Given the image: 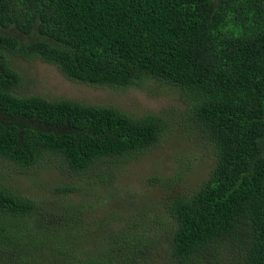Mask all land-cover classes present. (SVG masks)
Masks as SVG:
<instances>
[{
  "label": "trees",
  "instance_id": "1",
  "mask_svg": "<svg viewBox=\"0 0 264 264\" xmlns=\"http://www.w3.org/2000/svg\"><path fill=\"white\" fill-rule=\"evenodd\" d=\"M0 28V165L57 159L85 173L144 153L168 127L157 113L19 96L9 55L95 87L173 85L215 155L208 179L168 203L173 257L237 244L239 264H264V0H0ZM38 209L0 176V264H111L52 256L33 237Z\"/></svg>",
  "mask_w": 264,
  "mask_h": 264
},
{
  "label": "rangeland",
  "instance_id": "2",
  "mask_svg": "<svg viewBox=\"0 0 264 264\" xmlns=\"http://www.w3.org/2000/svg\"><path fill=\"white\" fill-rule=\"evenodd\" d=\"M8 59L23 77L19 96L111 106L133 119L157 113L168 121L164 136L152 148L103 160L85 173L57 159L28 170L0 165V176L13 190L39 206L31 230L52 256L58 258L60 251L68 263L99 255L111 264H239L242 250L237 244L192 261H179L171 253L168 203L197 190L215 165L214 149L191 121L181 90L159 80L137 88L95 87L72 81L36 58Z\"/></svg>",
  "mask_w": 264,
  "mask_h": 264
}]
</instances>
